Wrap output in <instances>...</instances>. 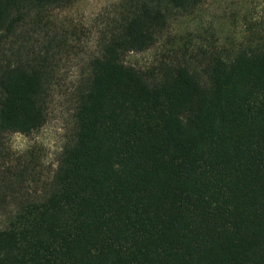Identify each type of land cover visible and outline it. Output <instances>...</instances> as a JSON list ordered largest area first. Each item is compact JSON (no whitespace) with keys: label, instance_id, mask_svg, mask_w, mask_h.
<instances>
[{"label":"trees","instance_id":"1","mask_svg":"<svg viewBox=\"0 0 264 264\" xmlns=\"http://www.w3.org/2000/svg\"><path fill=\"white\" fill-rule=\"evenodd\" d=\"M76 1L0 0V51L35 13ZM205 1L119 4L50 187L0 229V264H264V34L204 48V74L125 62ZM51 77L39 58L0 64V168L7 133L46 123Z\"/></svg>","mask_w":264,"mask_h":264},{"label":"rangeland","instance_id":"2","mask_svg":"<svg viewBox=\"0 0 264 264\" xmlns=\"http://www.w3.org/2000/svg\"><path fill=\"white\" fill-rule=\"evenodd\" d=\"M123 0H78L35 13L0 51V64L33 57L52 74L48 119L36 132L7 133L0 168V229L19 205L50 187L59 158L74 133L75 89L100 49V34ZM256 30L264 34V0H206L178 15L155 45L129 52L125 62L158 78L166 66L189 62L203 73L209 52L238 46ZM213 44V46H210ZM45 58V59H44Z\"/></svg>","mask_w":264,"mask_h":264}]
</instances>
